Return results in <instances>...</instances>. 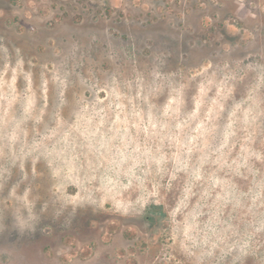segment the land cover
<instances>
[{"label": "rangeland", "instance_id": "rangeland-1", "mask_svg": "<svg viewBox=\"0 0 264 264\" xmlns=\"http://www.w3.org/2000/svg\"><path fill=\"white\" fill-rule=\"evenodd\" d=\"M0 264H264V0H0Z\"/></svg>", "mask_w": 264, "mask_h": 264}, {"label": "trees", "instance_id": "trees-1", "mask_svg": "<svg viewBox=\"0 0 264 264\" xmlns=\"http://www.w3.org/2000/svg\"><path fill=\"white\" fill-rule=\"evenodd\" d=\"M154 208H155L156 211L158 210V207H154ZM148 218H152V216L151 215H148Z\"/></svg>", "mask_w": 264, "mask_h": 264}]
</instances>
